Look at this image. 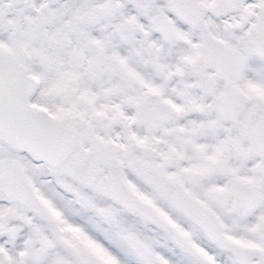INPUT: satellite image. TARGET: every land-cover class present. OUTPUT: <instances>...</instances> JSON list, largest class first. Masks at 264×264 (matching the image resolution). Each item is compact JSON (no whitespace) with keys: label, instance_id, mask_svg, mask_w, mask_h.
<instances>
[{"label":"snow or ice","instance_id":"obj_1","mask_svg":"<svg viewBox=\"0 0 264 264\" xmlns=\"http://www.w3.org/2000/svg\"><path fill=\"white\" fill-rule=\"evenodd\" d=\"M0 264H264V0H0Z\"/></svg>","mask_w":264,"mask_h":264}]
</instances>
